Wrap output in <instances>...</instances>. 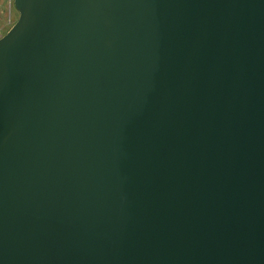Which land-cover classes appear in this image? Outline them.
I'll return each instance as SVG.
<instances>
[{
    "label": "water",
    "instance_id": "obj_1",
    "mask_svg": "<svg viewBox=\"0 0 264 264\" xmlns=\"http://www.w3.org/2000/svg\"><path fill=\"white\" fill-rule=\"evenodd\" d=\"M13 5L0 264H264V0Z\"/></svg>",
    "mask_w": 264,
    "mask_h": 264
},
{
    "label": "rangeland",
    "instance_id": "obj_2",
    "mask_svg": "<svg viewBox=\"0 0 264 264\" xmlns=\"http://www.w3.org/2000/svg\"><path fill=\"white\" fill-rule=\"evenodd\" d=\"M18 12L13 5V0H0V36L4 35L14 24Z\"/></svg>",
    "mask_w": 264,
    "mask_h": 264
},
{
    "label": "built area",
    "instance_id": "obj_3",
    "mask_svg": "<svg viewBox=\"0 0 264 264\" xmlns=\"http://www.w3.org/2000/svg\"><path fill=\"white\" fill-rule=\"evenodd\" d=\"M8 2H10V0H8Z\"/></svg>",
    "mask_w": 264,
    "mask_h": 264
}]
</instances>
